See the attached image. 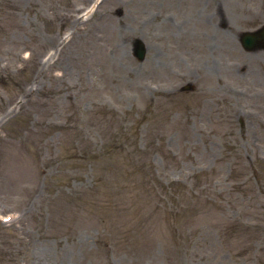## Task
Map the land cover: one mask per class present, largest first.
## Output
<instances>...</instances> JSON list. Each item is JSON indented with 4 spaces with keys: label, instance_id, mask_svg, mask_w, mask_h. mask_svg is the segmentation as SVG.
I'll use <instances>...</instances> for the list:
<instances>
[{
    "label": "rangeland",
    "instance_id": "374dc122",
    "mask_svg": "<svg viewBox=\"0 0 264 264\" xmlns=\"http://www.w3.org/2000/svg\"><path fill=\"white\" fill-rule=\"evenodd\" d=\"M263 25L264 0H0V264H264Z\"/></svg>",
    "mask_w": 264,
    "mask_h": 264
},
{
    "label": "water",
    "instance_id": "95a60500",
    "mask_svg": "<svg viewBox=\"0 0 264 264\" xmlns=\"http://www.w3.org/2000/svg\"><path fill=\"white\" fill-rule=\"evenodd\" d=\"M243 47L248 51H256L264 49V27L255 31L248 32L242 35L241 39ZM136 55L140 61L145 60L146 49L141 41L137 42Z\"/></svg>",
    "mask_w": 264,
    "mask_h": 264
},
{
    "label": "flooded vegetation",
    "instance_id": "af4514ba",
    "mask_svg": "<svg viewBox=\"0 0 264 264\" xmlns=\"http://www.w3.org/2000/svg\"><path fill=\"white\" fill-rule=\"evenodd\" d=\"M222 12H223V10H222ZM222 16H224L223 13H222Z\"/></svg>",
    "mask_w": 264,
    "mask_h": 264
}]
</instances>
